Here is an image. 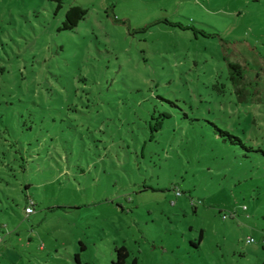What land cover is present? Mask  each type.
<instances>
[{
	"label": "rangeland",
	"instance_id": "obj_1",
	"mask_svg": "<svg viewBox=\"0 0 264 264\" xmlns=\"http://www.w3.org/2000/svg\"><path fill=\"white\" fill-rule=\"evenodd\" d=\"M56 8L0 0V264H264V0Z\"/></svg>",
	"mask_w": 264,
	"mask_h": 264
},
{
	"label": "trees",
	"instance_id": "obj_2",
	"mask_svg": "<svg viewBox=\"0 0 264 264\" xmlns=\"http://www.w3.org/2000/svg\"><path fill=\"white\" fill-rule=\"evenodd\" d=\"M50 1L56 4V7H57L56 12L57 13L63 9L65 0H50ZM88 15H89V9L82 7V6H71L66 12V20L63 23L62 30L72 31V30L76 29L79 26V24L87 18ZM231 67L233 69H235L236 71H238L240 74L243 71L241 67H238L235 65H231ZM230 80L232 81L233 86L237 89L236 93L240 94L239 98H242L243 92H244L243 76H240L239 78H235V76H233V74L231 73V79ZM239 87H241V88H239ZM165 117L168 118L167 115H165ZM162 126H163L162 121L157 123L156 126L150 124V130L152 133V138L154 137L155 133L160 132V130L162 129ZM217 131L219 132L220 137L223 138L224 142H229L232 145L241 146L242 148L247 149L248 151H253V149L247 147L246 143L244 142V140L241 137L236 136L227 130H221V129L217 128ZM30 203H33V202L28 200L27 206H29ZM32 206L35 210L36 205L33 203ZM202 239H203V235L201 236V241H202ZM83 249H85L84 245H82V250ZM115 253H116V259L114 260L113 264H138L137 260H133L132 262L129 261L131 254H130V251L125 246L116 247ZM74 259H75L76 264H87V263H83L81 261L79 254L75 255Z\"/></svg>",
	"mask_w": 264,
	"mask_h": 264
},
{
	"label": "built area",
	"instance_id": "obj_3",
	"mask_svg": "<svg viewBox=\"0 0 264 264\" xmlns=\"http://www.w3.org/2000/svg\"><path fill=\"white\" fill-rule=\"evenodd\" d=\"M33 203H30L29 206L26 207L25 212L26 214H32L34 213V208H33ZM2 241V236L0 235V242ZM248 243H255V239L254 238H250L248 240ZM263 244H264V240H263Z\"/></svg>",
	"mask_w": 264,
	"mask_h": 264
},
{
	"label": "crops",
	"instance_id": "obj_4",
	"mask_svg": "<svg viewBox=\"0 0 264 264\" xmlns=\"http://www.w3.org/2000/svg\"><path fill=\"white\" fill-rule=\"evenodd\" d=\"M35 212H36V211L34 210V213H32V214H26V213H25V214H26V217H30V216L34 215Z\"/></svg>",
	"mask_w": 264,
	"mask_h": 264
}]
</instances>
